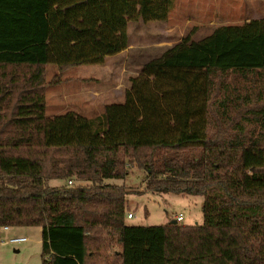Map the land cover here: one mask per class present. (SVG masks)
Instances as JSON below:
<instances>
[{
    "label": "trees",
    "instance_id": "1",
    "mask_svg": "<svg viewBox=\"0 0 264 264\" xmlns=\"http://www.w3.org/2000/svg\"><path fill=\"white\" fill-rule=\"evenodd\" d=\"M175 1L0 0V227H41L42 264H264V18L183 38L101 117L46 115L47 66L104 64ZM129 169L203 224L128 225Z\"/></svg>",
    "mask_w": 264,
    "mask_h": 264
},
{
    "label": "rangeland",
    "instance_id": "2",
    "mask_svg": "<svg viewBox=\"0 0 264 264\" xmlns=\"http://www.w3.org/2000/svg\"><path fill=\"white\" fill-rule=\"evenodd\" d=\"M263 18L264 0H176L166 22L129 23L128 36L133 47L129 56L118 57L121 58L118 62L111 61L105 67L103 64L82 65L64 72L55 65L47 66L46 115L53 118L74 111L89 119L101 117L107 105L124 101L123 97H113L112 88L115 85L119 88L130 86V77L137 75L143 62L163 55L166 48L187 36L192 40L200 39L223 22L245 31L241 36L248 39L252 36L251 19ZM124 62L131 72L122 74ZM108 68L113 71L115 68L114 74L109 73ZM145 177V172L133 169L126 180L117 182L128 188L126 212L134 214L133 219L127 220L128 225H166L179 214L183 215V221L178 223L181 226L203 224L201 196L153 195L147 192ZM42 233L41 227H20L9 231L0 227V264H42ZM12 238H26L27 241L11 244L9 240Z\"/></svg>",
    "mask_w": 264,
    "mask_h": 264
},
{
    "label": "crops",
    "instance_id": "3",
    "mask_svg": "<svg viewBox=\"0 0 264 264\" xmlns=\"http://www.w3.org/2000/svg\"><path fill=\"white\" fill-rule=\"evenodd\" d=\"M258 19L257 20H255V19H251V22L249 23L250 25L252 24V36L250 37V38H252L254 35H255V33H256V31H257V26H258ZM222 25H225V26H227V33H228V36L230 37V38H243L241 35L245 32V31H243L242 29H238V28H233V27H230L229 26V24L227 23V22H223V23H220L219 24V26H222ZM215 30V29H214ZM213 30V31H214ZM213 31L212 32H210L208 35H206V36H204V37H202V38H200V39H193V41H200V40H202V39H204L205 37H208V36H210L212 33H213ZM250 38H248V39H250ZM243 39H245V38H243ZM173 46V45H172ZM172 46H170V47H168V48H166V50L162 53V54H164L168 49H170ZM132 47H133V44H132V42H131V40L129 41V47H128V49H126L125 51H123L122 53H120V54H118V55H115V56H111V57H107L106 59H105V62H104V67L108 64V63H110L111 61L112 62H118L121 58H118V57H127V56H129V53L131 52V50H132ZM160 56H162V55H160ZM159 56V57H160ZM159 57H157V58H159ZM112 59V60H111ZM147 63V62H146ZM145 64V62H143L142 63V65H140V70L138 71V73H137V75L141 72V68H142V66ZM123 68H122V74H126V73H128V72H131L129 69H127L126 68V62H124L123 63ZM120 67V66H119ZM118 68V67H117ZM108 70L110 71L109 73H111V74H114V72H115V68H114V71H113V69H110V68H108ZM117 70V69H116ZM136 75V76H137ZM136 76H132V77H130V80L132 79V78H134V77H136ZM116 86V85H115ZM114 86V88H112V89H114V92H115V94H114V98H117V97H123V92H124V90H126V89H129L130 88V86H121L120 88H119V85L118 86H116L115 87ZM118 88V89H117ZM124 88V89H123ZM123 90V91H122ZM132 170L133 169H131V170H129V174H128V176L126 177V179L130 176V174H132ZM125 179V180H126ZM118 181H111L110 183L111 184H114V185H120V184H118L117 183ZM54 184H58V182H55ZM122 185V184H121ZM124 185V184H123ZM125 186V185H124ZM125 188H126V190L128 189L126 186H125ZM133 214V213H132ZM133 218H134V214H133ZM132 218V219H133ZM12 228H4V230L5 231H9V230H11ZM108 256H109V253H108Z\"/></svg>",
    "mask_w": 264,
    "mask_h": 264
},
{
    "label": "built area",
    "instance_id": "4",
    "mask_svg": "<svg viewBox=\"0 0 264 264\" xmlns=\"http://www.w3.org/2000/svg\"><path fill=\"white\" fill-rule=\"evenodd\" d=\"M69 185L70 186H73L72 182H69ZM132 218H133V214L132 213H129L128 214V219H132ZM174 221H176L177 223L182 222L183 221V215L182 214L177 215L175 217V220ZM26 241H27L26 238H12V239L9 240V242L11 244H22V243H24Z\"/></svg>",
    "mask_w": 264,
    "mask_h": 264
},
{
    "label": "water",
    "instance_id": "5",
    "mask_svg": "<svg viewBox=\"0 0 264 264\" xmlns=\"http://www.w3.org/2000/svg\"><path fill=\"white\" fill-rule=\"evenodd\" d=\"M172 223H173V224H177V222H176V221H173Z\"/></svg>",
    "mask_w": 264,
    "mask_h": 264
}]
</instances>
